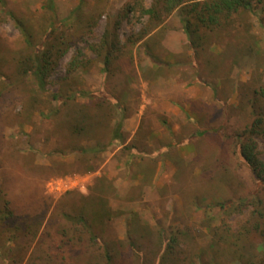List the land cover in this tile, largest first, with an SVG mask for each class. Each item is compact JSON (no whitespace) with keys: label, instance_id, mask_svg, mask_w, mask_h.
Instances as JSON below:
<instances>
[{"label":"rangeland","instance_id":"rangeland-1","mask_svg":"<svg viewBox=\"0 0 264 264\" xmlns=\"http://www.w3.org/2000/svg\"><path fill=\"white\" fill-rule=\"evenodd\" d=\"M79 1L0 0V264H261L237 139L260 127L264 162V0L199 47L178 10Z\"/></svg>","mask_w":264,"mask_h":264},{"label":"trees","instance_id":"trees-1","mask_svg":"<svg viewBox=\"0 0 264 264\" xmlns=\"http://www.w3.org/2000/svg\"><path fill=\"white\" fill-rule=\"evenodd\" d=\"M52 1L53 0H48V6L51 9ZM252 1L253 0H151V6L145 9L141 1L138 2V0H135V6L139 7L142 15L148 17L149 22L153 23L154 28L158 27L165 17L170 15L174 10H178L184 33L190 45L195 47V44H198L197 41L200 40L199 31L201 29L213 30L224 26L223 24L229 22L232 14L240 10H251ZM82 4L83 0H80L79 6L75 11L79 9ZM129 10L132 11L131 8H129ZM199 46L198 44L197 47ZM58 48L60 50L62 49L60 47ZM64 51L65 50L62 52ZM51 60L52 55L50 50L40 53L39 55L36 54L35 57L31 59L32 67H30L29 70H33L31 73L41 91L46 89V81L50 76ZM70 65L76 67L74 59ZM54 97L57 98L56 95H54ZM259 130L260 127L254 125L244 130L243 133L238 136L237 154L240 160L248 166L254 179L264 187V162L258 158L256 144L252 138ZM89 151L93 152L95 149H89ZM169 255L172 257L175 256L172 252H170ZM167 258L166 255L161 257L163 261ZM261 264H264V259H262Z\"/></svg>","mask_w":264,"mask_h":264}]
</instances>
